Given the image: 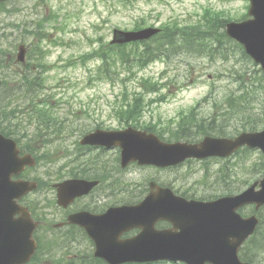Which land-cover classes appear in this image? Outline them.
<instances>
[{
  "label": "rangeland",
  "instance_id": "1",
  "mask_svg": "<svg viewBox=\"0 0 264 264\" xmlns=\"http://www.w3.org/2000/svg\"><path fill=\"white\" fill-rule=\"evenodd\" d=\"M248 7L247 0H9L3 6L9 13L0 9V48L7 54L16 57L15 46L20 41L25 40V44L32 42L31 38L22 37L20 31L25 26L32 29L44 14L52 15L55 19L52 23L53 29L51 26L46 29V33L50 34L51 44L47 42L41 46L44 57L38 64L42 65L43 72L41 73L36 65L40 59L34 58L33 61H29L33 68H36L35 72L41 73L40 79H43L44 90L29 95L19 92L12 102V107L17 108L19 113L16 114L15 120L9 121L32 127L31 122H27L24 112L32 98L35 101L45 99L55 118L60 122V127H64V131L61 139L50 146H44L39 154L55 159L67 152L74 153L73 144L84 133L97 127L106 131L126 128L120 124L115 112L124 99H131L134 92H140V81L148 79L159 81L164 87L157 93L144 95L146 103L153 98L156 101L153 100L155 102L144 109L141 124H152L158 129H165L164 136L168 138L169 133L166 129L175 124L181 111H187L199 103L200 108L197 111L199 117H210L214 112L213 100H223L225 96L237 91L239 82H235V79L243 78L249 87L264 90L259 66L249 58L251 63L246 60L242 49L232 42L227 45V61L221 59L211 61L206 56L194 58L185 54L172 58L168 65L164 61H155L142 71L134 69L132 70L134 75L118 67L111 71V79L105 82L100 79L98 66L101 62L98 59L84 62L82 58L98 49L101 44L109 43L113 30L131 31L149 26L158 28L172 23L192 24L201 19L206 9L220 11L226 20L240 21L243 17L246 18ZM2 34L9 36L8 39ZM129 50L130 47H127V51ZM11 66L14 69V66ZM12 68L8 69L6 74H11ZM209 93L211 98L204 101ZM159 98L164 99L158 100ZM231 126L234 124H229L227 131L232 133ZM173 141L175 140H171ZM90 155L89 158L94 163L104 162L107 170L105 174L108 181L101 186V190L116 189L117 186H142L153 179L159 185L170 186L180 193L187 192L188 196L193 195L196 199L215 192L214 172L222 165V161L210 162L204 166L193 161L175 169L164 170L130 165L120 172L117 149L101 154L92 151ZM249 155L243 163L245 169L237 160L239 182L247 179L251 183L262 176V172L258 175L248 172L254 163L259 162L262 155L259 151H253ZM64 162L62 159L56 166L45 165L42 162L25 175L29 179L38 177L49 183L54 182L57 167H61ZM205 166L210 173L206 181L203 179ZM40 198L44 202L43 210L48 215L47 219L53 222L60 221V212L45 208L44 194H33L26 200ZM51 198L52 193L49 192L46 199ZM112 201L116 200L101 199V204ZM135 234L136 230H133L123 237ZM55 235L59 233L48 231L46 228L36 233L43 246L42 264L52 262V254H46L53 248L52 241L50 243L47 241ZM69 248L74 251L77 248L80 251H83L80 248L92 250L90 245L83 243V247H79L77 242L69 244ZM62 249L59 244L55 252L61 255L66 251L63 247ZM74 254L75 252H70L69 255ZM255 262L264 264V250L258 252Z\"/></svg>",
  "mask_w": 264,
  "mask_h": 264
},
{
  "label": "water",
  "instance_id": "2",
  "mask_svg": "<svg viewBox=\"0 0 264 264\" xmlns=\"http://www.w3.org/2000/svg\"><path fill=\"white\" fill-rule=\"evenodd\" d=\"M5 0H0L3 2ZM247 20L228 22L227 37L242 45L245 53L264 73V0H249ZM159 32L149 27L138 31L114 30L111 45L146 41ZM17 61H24L19 48ZM82 146L120 149V166L130 163L157 168L176 166L187 159L228 158L241 147L259 149L264 155V129L242 132L234 138L205 137L201 142L165 143L153 133L127 128L121 131L97 129L86 134ZM16 143L0 134V264H27L36 250L33 233L38 226L27 209L18 202L34 191L36 182L13 180L26 167L35 165L31 155L19 156ZM98 182L82 179L57 184V203L66 208L76 197L87 194ZM147 197L137 205L113 207L100 215L78 212L67 223L82 228L94 244V257L106 264L155 263L251 264L242 262L238 252L255 232L259 220L255 215L241 217L238 209L264 206V175L259 181L234 196L213 201L187 200L168 188L149 184ZM258 187V189H257ZM154 189V190H153ZM158 221L171 224L157 230ZM138 229L128 239L121 235Z\"/></svg>",
  "mask_w": 264,
  "mask_h": 264
},
{
  "label": "trees",
  "instance_id": "3",
  "mask_svg": "<svg viewBox=\"0 0 264 264\" xmlns=\"http://www.w3.org/2000/svg\"><path fill=\"white\" fill-rule=\"evenodd\" d=\"M227 21L228 20L223 18L220 11L216 12L206 9L201 19L196 23L184 25L172 23L162 25L160 27V33L150 41L141 43V46H139L138 43L131 44L130 46H111L105 43L101 44V46L92 53L84 56L82 60L85 62L86 60L98 59L101 62L99 67L101 73L100 79L105 82L111 79V71L118 67L134 75L132 73L134 69L138 72L142 71L149 64L157 60L164 61L168 65L172 58L185 54L194 58L206 56L208 60L211 61L215 59L227 61V45L232 43L226 38L223 31ZM43 30L42 21L36 24L32 32L25 30V33L31 35L33 39L32 48L28 55L35 59L42 54L36 40L40 42L43 40L45 36ZM127 47H130L129 51H127ZM242 54L246 60L251 63L243 51ZM13 61V54H7L0 48V133L7 137L15 138L14 128L8 125L12 123V120L16 119V114H18L19 111L17 108L12 107V102L14 98H16L20 87L24 89L25 86L27 94H35L38 90H42L43 79H40V74L32 72V68L30 67L32 65L28 62L23 65V72L19 73L15 71L11 73V75L6 74V71L12 67ZM38 63L39 60L36 65L41 68L42 65ZM261 80L264 82L263 75H261ZM235 82H239L237 91L226 96L221 102L215 103L213 107L214 112H212L210 117H199L195 108L187 112L181 111L178 115V120L174 122L175 124L166 129L169 133L168 138L164 136L165 129H158L156 125L152 124L143 126L139 124L144 109L147 106L144 104V95L157 93L162 90L164 84H161L159 81L142 79L139 83L140 92H134L131 99H124L120 103L121 106L119 109L116 110L115 116L120 122L132 124L148 132H153L160 139L168 142L171 140L195 142L207 135L223 137L237 134L240 131H257L264 128V90L249 87L243 78L235 79ZM11 85H14V87H10ZM163 99L164 98H159L158 100ZM153 100L156 101V99ZM153 100L149 104L154 102ZM24 113H27L25 114L27 122L36 123L39 126H37L34 134L24 136V140L26 141L17 140V143L20 145L22 152L30 153L38 160L40 158L38 157V153L42 149L43 144H47L48 146L52 144L50 140L52 137L50 138L49 132L53 137H58L62 134L64 127H60V122H58L55 118L56 116L52 113L49 103L45 102L43 98L40 101H35L32 98L30 105L26 108V112ZM229 124H234V126H231L232 133L227 131ZM251 153L252 151L244 149L216 169L213 183L215 192L200 199L211 200L219 196L235 194L242 189L239 188L240 186L245 187L248 185L249 181L247 179L240 180L239 182L236 170L239 167L237 160L241 162L242 168L245 169L243 163L246 162L247 155ZM64 157L65 155L58 157L56 160L63 159ZM79 157L80 156L75 159L77 162L66 174L69 177H97L98 172L95 171V164L97 163L90 165L87 161H78ZM42 159L45 160L46 163H51L50 159L46 158L45 155L42 156ZM205 171L203 179L206 181L210 174L206 166ZM262 171L263 158L260 156L259 162L254 163L251 170L248 172L253 175H258ZM105 172H107V170L104 167V162L101 161V177ZM62 176L63 172H60L57 179ZM104 178H106V176H104ZM41 185L48 186V184L42 182ZM192 197L194 196L192 195ZM48 205L51 206V203L49 202ZM27 206L33 217L39 220L40 214L37 211L36 200H27ZM240 213L243 216L256 213L260 220L255 234L249 239L240 252V257L243 261L255 262L258 252L264 250V208L260 209L258 212H255L253 208H250L249 211L240 210ZM43 220L42 214L41 221ZM53 232H57L59 235H55L51 240L47 241L49 243L52 241L53 246L51 251L46 253L47 255H49V253L52 254V262L50 264H104L102 261L93 257L91 249L80 248L83 250L80 251L79 248H77V252L71 248L68 249L69 244L73 242H77L79 247H83V243L91 246V242L87 239L82 230L76 227H67ZM36 239L38 248L30 264H42L43 246L38 236ZM59 244L61 250H63L62 247L66 250L61 255L55 252ZM70 252H75V254L71 256L69 255Z\"/></svg>",
  "mask_w": 264,
  "mask_h": 264
},
{
  "label": "flooded vegetation",
  "instance_id": "4",
  "mask_svg": "<svg viewBox=\"0 0 264 264\" xmlns=\"http://www.w3.org/2000/svg\"><path fill=\"white\" fill-rule=\"evenodd\" d=\"M48 25V22H45V26ZM50 39L44 38L43 42L47 43L49 42V44H51ZM32 46V43L30 44H24V47L26 49L25 53H26V57H28V53L30 51V48ZM21 69H24V66H21ZM19 72L20 69H19ZM25 88V86H24ZM8 126H10L11 128H14L15 131V140L17 141H24V136L26 134H28L27 132H25V129L22 128V126L20 124H9ZM17 127V128H16ZM98 150V152L101 153H105V150H101V148L96 149ZM101 166V163H99V167ZM97 179V178H96ZM99 185L98 187H96L95 189H93L88 195L80 197V198H76L73 203L68 207V209L66 210H61L58 211L60 212V221L59 223H65L66 218L69 214L71 213H75L78 211H89L91 213H95V214H99L101 213V209H107L109 207L112 206H116V205H123V204H135L139 201H141L148 193V190H151V188L148 185H142V186H117L116 189H110V190H101V186H103L108 180L105 179L102 184H101V171L99 172ZM53 194H54V198H55V189H52ZM107 191V192H106ZM101 199H108V200H113L115 199L116 201H112V202H106L101 204ZM110 204V205H109ZM74 206H76V208H73ZM65 211H69L66 212L64 214ZM63 228V227H61Z\"/></svg>",
  "mask_w": 264,
  "mask_h": 264
},
{
  "label": "bare ground",
  "instance_id": "5",
  "mask_svg": "<svg viewBox=\"0 0 264 264\" xmlns=\"http://www.w3.org/2000/svg\"><path fill=\"white\" fill-rule=\"evenodd\" d=\"M20 90V89H19ZM19 93V92H18ZM10 127V126H9ZM17 128V127H16Z\"/></svg>",
  "mask_w": 264,
  "mask_h": 264
}]
</instances>
